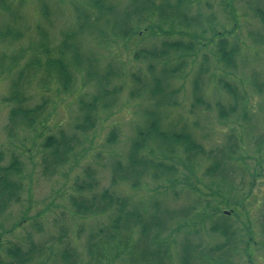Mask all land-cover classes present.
<instances>
[{
  "label": "rangeland",
  "instance_id": "1",
  "mask_svg": "<svg viewBox=\"0 0 264 264\" xmlns=\"http://www.w3.org/2000/svg\"><path fill=\"white\" fill-rule=\"evenodd\" d=\"M133 1L110 0V3L121 13L127 7L132 9ZM155 1L161 4L165 0ZM177 1L169 0L172 5ZM263 2L190 0V15L200 16L202 20L189 29L176 24L173 27L174 35L168 33L171 31L169 22L162 25L154 17L151 24H133L140 33L129 42L100 47L88 39L85 50L99 59V70L102 71L110 63L123 74V79L119 78L123 93L118 102L106 112L96 109L98 117L94 119L96 122L92 130H76L75 126L81 119L80 103L86 104L92 100L95 93L93 86L86 85L83 78L77 76L72 91L65 94L55 80L47 85L40 82L44 75L41 70L34 82L29 84L25 80L24 92L26 97L32 99L29 107L46 103V109L34 130H16L15 137L9 136L12 107L4 104V99L11 93L12 81L34 60L45 64L47 59L58 57L56 50L61 44L63 32L75 29V8L87 4L85 0H5V4L0 3L1 7L4 5L10 10L5 11L0 7V57L6 55L10 59L14 55H21L18 64L14 65V71L6 70L10 75L0 74V157L3 156L0 167L9 168L19 161L22 176L17 180L23 184L21 203L11 204L0 217L1 259L6 264L10 263L12 260L7 257L6 250L19 244L24 250L36 247V258L31 264H61V254L70 246L79 255V263L86 264L89 261L87 237L100 225L107 224L109 219L76 215L70 205L74 186L78 179L84 180L85 168L90 166L100 181L98 192L108 189L113 163L119 159L126 164L131 139L137 126L143 124V113L146 110H159L164 115V125L171 133L176 131L189 135L206 154L218 153L219 150L228 152L231 159L225 165L228 176L224 182L206 176L212 162L211 158L202 156L196 158L199 162L192 174V169L188 171L180 166L186 163L187 157L182 152L183 147L178 146L181 155L176 159L179 163V176L176 179L179 183L174 190L165 189L167 182L162 179L159 183L148 180V186L142 185L137 191L121 185L119 191L131 198L132 208H140L147 215L157 212V208L171 210L172 213L185 211V214L173 219L172 230L175 232L167 240L173 263L178 264L180 244L186 236L191 242H203L210 246L221 242L222 239L213 236L209 230L215 222L225 221L237 232L240 240L233 257L234 263L264 264V45L258 37L259 34L264 37V27L251 10L252 6L263 5ZM41 4L49 8L46 17L41 13ZM149 25L155 28L154 31H145ZM180 31H183L185 40L191 41H194V35L202 34L199 45L203 43L207 46L199 47L192 58H187L184 72L168 84V93H173L169 105L158 108L157 102L154 104L143 95L137 96V92V97H131L138 84L131 82L129 76L138 74L143 80L149 76L147 65L132 60V54L140 49L160 46L163 41L179 40L182 37L176 33ZM1 32L2 35L11 32L17 37L12 35L16 41L12 44L5 42L12 40V37L4 39ZM217 33L220 34L219 38H227L230 44L240 46V54L235 58L237 70L232 75H227L223 63L217 61L214 46L219 41ZM41 46L46 47L45 51H50L49 56L42 53ZM170 59L168 67L178 63L175 56ZM9 62L5 60L7 65ZM199 73L202 75L206 106L193 108V84ZM219 79L230 81L238 87V95L243 100L242 105H245L246 120L242 112L229 119L219 117V103L225 107L234 104L232 97L222 89ZM208 106L211 108L208 109ZM114 128L118 130L119 138L115 146L109 148L106 140ZM61 131L76 135L79 144L70 163L56 174H50L45 172L44 158L47 155L41 147L46 136H57ZM231 136H235L239 142L238 148L232 150L229 149ZM225 212L230 215H224ZM222 215L229 219L223 220ZM249 237H252L250 242ZM161 241L165 246L164 238ZM123 258V254L111 253L107 257V264H130Z\"/></svg>",
  "mask_w": 264,
  "mask_h": 264
},
{
  "label": "trees",
  "instance_id": "2",
  "mask_svg": "<svg viewBox=\"0 0 264 264\" xmlns=\"http://www.w3.org/2000/svg\"><path fill=\"white\" fill-rule=\"evenodd\" d=\"M4 1L0 0V3L3 4ZM85 1L87 5L75 8V29L62 34L61 44L56 50L58 57L47 59L45 64H42L38 59L34 60L17 75V79L12 81L11 93L4 99V104L12 107L9 118L10 137H15L14 132L19 129L32 131L40 123L38 120L46 109V103L29 107L28 103L32 99L29 96L26 97L24 83L26 79L29 84L34 82L41 70L44 75L40 82L47 85L55 80L65 94L72 91L77 76H81L86 85L93 86L95 93L92 100L86 104L80 103L81 119L75 126L76 130L86 132L92 130V126L96 122L94 119L98 117L96 109L106 112L118 102L123 93V86L120 84L122 80L119 82L120 77L123 79V74L113 68V64L110 63L100 71L99 59L85 50L88 39L100 47L121 41L129 42L140 33V31L137 32L133 24L139 25L145 22L151 24L154 17L158 18L162 25L169 22L171 31L168 33L172 35L175 34L173 27L176 24L180 28L189 29L197 26L202 20L200 16L192 17L190 15L192 4L190 0H178L174 5L169 0H165L161 4H157L155 0H134L132 9L127 7L126 9H129H125L121 13L110 3V0ZM2 7L5 11H10L7 6L3 5ZM48 9L45 4H41V13L44 17H46ZM251 10L264 27V2L263 5L262 3L261 5L255 4ZM154 29L150 25L145 27V31H154ZM161 29L159 30L161 31ZM176 34L182 38L171 42L163 41L160 46L140 49L132 54V60L147 65L149 76L145 80L138 74L129 76L131 82L138 84L136 90L130 94L131 97L136 96L137 92V96L143 95L154 104L157 102L158 108L169 105L173 93H168V84L176 79L177 75L184 72L187 58H192L199 47L207 46L203 43L199 45L202 42V34L194 35V41L185 40L183 31ZM12 35L11 32H7V35H2L1 32V37L4 39L12 37ZM216 35L218 38L220 37V34ZM13 36L17 38L15 35ZM258 37L264 45V37L260 34ZM15 38L12 37V40L4 41H9L12 44L16 41ZM214 46L216 47L217 61L223 63L227 75H232L237 70L235 58L240 54V46L230 44L227 38H219ZM40 48L44 55H50L48 49L45 51V46ZM19 56L14 55L10 59L6 55H3V58L1 56L0 74H8L6 70L14 71V65L19 62ZM173 56L177 58L178 63L168 67L172 60L170 58ZM5 60H10L8 65ZM205 62L203 61V63ZM161 65L163 67L160 68ZM201 76L199 73L193 84V108L205 105ZM94 81L96 82L94 83ZM218 81L234 102L228 107L219 103V117L223 120L229 119L242 112V116L246 120L245 105H242L243 100L238 95V87L227 80L219 79ZM210 108L211 106H208V109ZM163 116L159 110H146L143 113V124L137 126L134 137L131 139L126 154V164L119 159L113 163L111 185L108 189L98 192L100 181L90 166L85 168L84 180H77L74 186V196L70 198V205L76 215L109 219L107 224L100 225L87 237V260L89 261L85 262L86 264H107L108 255L115 252L117 255L123 254V259H126L130 264H175L169 254L167 240L171 239L170 236L175 232L172 230L173 219L179 218L178 215L185 214V211L172 213L171 210L157 208V212L147 215L140 208H132L131 198L122 194L119 187L126 185L130 187L131 191H137L142 185L147 187L149 181L159 183L163 179L166 180L168 186L165 189L174 190L179 183V180L176 179L179 176V163L176 162V159L181 155L178 146L183 147L182 152L187 157L186 163H181L180 166L187 170L192 169V174L194 167L199 162L196 158L202 156L206 159L211 158L212 162L206 171V176L222 182L228 176L225 168L226 162L231 160L228 152L219 150L218 153L206 154L204 149L198 144L196 145L189 135H182L183 132L176 131L171 133L169 128L164 125ZM118 135V130L114 128L106 140V146L109 148L115 146L117 138H119ZM229 141V149L238 148L239 142L235 136H231ZM78 144L76 135H70L64 131H61L57 136H46L41 147L47 155L44 158L45 172L56 174L63 166L70 163ZM2 157L1 155L0 159ZM12 171H14L15 177L11 174ZM21 176L22 165L19 161L9 168L0 167V217L8 211L11 204L21 203L20 192L23 184L17 180ZM224 215H222V219L228 220L229 218ZM209 231L213 236H219L222 241L210 246L203 242H191L186 236L180 244L177 256L178 264H235L233 257L240 244L237 232L225 221L215 222ZM262 234L264 236V226ZM162 238H164L165 246L162 245ZM250 241H252V237H249L248 242ZM36 251L34 246L24 250L19 244H14L6 250L7 257L12 260L7 264H31L36 258ZM61 260V264H80L79 255L70 246L61 254ZM0 264H6L1 259V255Z\"/></svg>",
  "mask_w": 264,
  "mask_h": 264
},
{
  "label": "water",
  "instance_id": "3",
  "mask_svg": "<svg viewBox=\"0 0 264 264\" xmlns=\"http://www.w3.org/2000/svg\"><path fill=\"white\" fill-rule=\"evenodd\" d=\"M225 215H230V213H228V212H225Z\"/></svg>",
  "mask_w": 264,
  "mask_h": 264
}]
</instances>
